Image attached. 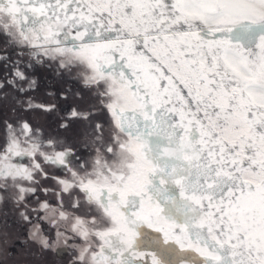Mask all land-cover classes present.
I'll list each match as a JSON object with an SVG mask.
<instances>
[{
  "label": "snow or ice",
  "instance_id": "6c2138e0",
  "mask_svg": "<svg viewBox=\"0 0 264 264\" xmlns=\"http://www.w3.org/2000/svg\"><path fill=\"white\" fill-rule=\"evenodd\" d=\"M4 110L0 264H264V0H0Z\"/></svg>",
  "mask_w": 264,
  "mask_h": 264
},
{
  "label": "trees",
  "instance_id": "16d2710c",
  "mask_svg": "<svg viewBox=\"0 0 264 264\" xmlns=\"http://www.w3.org/2000/svg\"><path fill=\"white\" fill-rule=\"evenodd\" d=\"M33 76H34V74H33ZM35 77L37 78V76H35ZM64 79H66L69 82V84H72L73 87L72 88L67 87L68 84L65 86V89H68V91H67L68 92V98L66 100H62V102H64L63 105H61L60 103H57L59 105L61 111H67L68 109H70L73 106H76L79 108H85L88 104V101H89V97H88L87 92H84V90L81 89L80 85L75 83L70 78L65 77ZM37 80H38V78H37ZM38 85H39V80H38ZM43 90L46 91V92H44V95H46V93L48 91H50L48 87H46ZM77 91L83 92V95H84L83 99H80L79 97H76L74 95V93H76ZM36 92L37 91L32 93L35 100H37L39 102H49L51 100V98L48 99V96L41 97L42 95L37 94ZM38 114L39 113H36V114L29 113V114H27V118L30 119L34 125H37V126L44 128L45 131L52 130L54 128V125H55V118L52 116L45 117L43 114H40V116H38ZM9 115L10 114L6 110L0 111V119H3Z\"/></svg>",
  "mask_w": 264,
  "mask_h": 264
},
{
  "label": "rangeland",
  "instance_id": "374dc122",
  "mask_svg": "<svg viewBox=\"0 0 264 264\" xmlns=\"http://www.w3.org/2000/svg\"><path fill=\"white\" fill-rule=\"evenodd\" d=\"M32 75L34 74V76H37L38 80H39V85L37 87V94L42 95L43 96H47L44 95V91L43 89H45L46 87L49 88L50 91H54L55 93H57L56 95V103H60L61 105H63L64 102H62V100L59 98V93L61 91H68V89H65V86L67 85V87L72 88L73 85L69 84V82L64 79L65 77H58L55 75L54 71L52 69H49L47 67H36L35 70L31 73ZM51 98L48 96V99ZM52 99V98H51ZM38 116H40V113L38 114Z\"/></svg>",
  "mask_w": 264,
  "mask_h": 264
}]
</instances>
